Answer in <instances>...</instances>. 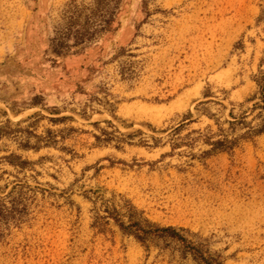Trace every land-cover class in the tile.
I'll return each instance as SVG.
<instances>
[{
    "label": "rangeland",
    "instance_id": "374dc122",
    "mask_svg": "<svg viewBox=\"0 0 264 264\" xmlns=\"http://www.w3.org/2000/svg\"><path fill=\"white\" fill-rule=\"evenodd\" d=\"M112 1L0 0V264H264V0Z\"/></svg>",
    "mask_w": 264,
    "mask_h": 264
},
{
    "label": "trees",
    "instance_id": "16d2710c",
    "mask_svg": "<svg viewBox=\"0 0 264 264\" xmlns=\"http://www.w3.org/2000/svg\"><path fill=\"white\" fill-rule=\"evenodd\" d=\"M113 1L116 3V6H118L122 0H113ZM113 22H115L113 19H109V21L106 24L108 26H111ZM83 38L84 37L80 39L81 41L78 40L77 43L81 44L83 41ZM256 83H257L258 91L250 99V101H256L252 111L255 112L256 110H260V113L257 117L261 118L262 122L257 127H252L251 123L241 122V124L249 128L248 131L242 136L243 138H253L255 136L264 134V75L260 76L256 80ZM232 125H235V124L232 123ZM52 144H55L54 141H50L46 143V145H52ZM224 150H229V149L225 148ZM135 225L142 228V224L140 222L135 223ZM148 228H149L148 231L144 230L147 238L152 235L159 236V235H164L166 233H169L173 236H177L175 233V230L171 228L161 229V228L154 227V226H149Z\"/></svg>",
    "mask_w": 264,
    "mask_h": 264
}]
</instances>
